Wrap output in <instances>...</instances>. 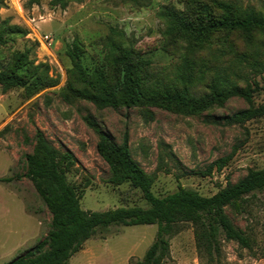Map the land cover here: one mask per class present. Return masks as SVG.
Here are the masks:
<instances>
[{"label":"rangeland","instance_id":"374dc122","mask_svg":"<svg viewBox=\"0 0 264 264\" xmlns=\"http://www.w3.org/2000/svg\"><path fill=\"white\" fill-rule=\"evenodd\" d=\"M217 1L264 12V0ZM201 2L211 5V0ZM164 9L185 10L187 1L0 0V71L47 76L49 82L32 85L30 93L0 86V178H8L0 182V264L37 252L51 228L52 213L26 176L24 156L36 151V129L60 158L70 160L66 179L87 211L147 207L139 189L112 181L96 149L99 131L117 144L127 135L130 157L157 197L178 185L210 196L237 182L249 168L264 166V34L258 29L217 32L200 49L173 44L163 35ZM14 27L17 31L11 32ZM111 40L148 61L149 84L182 89L186 82L178 73L188 56L191 73L203 76L185 85L195 98L206 99L218 74L235 87L197 113L154 105L97 106L76 91L90 89L85 74L94 68L109 81L115 77ZM248 108L263 111L241 123L227 119ZM219 159H225L221 169L215 165ZM224 210L233 226L251 236L250 249L220 234L217 253L199 252L194 226L185 222L169 238L165 264H264V190L249 198L247 211ZM156 229L155 224H119L97 231L69 264H135Z\"/></svg>","mask_w":264,"mask_h":264},{"label":"trees","instance_id":"16d2710c","mask_svg":"<svg viewBox=\"0 0 264 264\" xmlns=\"http://www.w3.org/2000/svg\"><path fill=\"white\" fill-rule=\"evenodd\" d=\"M187 9H164L163 35L169 43H185L200 49L211 43L217 32L250 31L258 29L264 34V12L241 9L232 2L211 0V5L201 0H186ZM17 28H12L15 32ZM109 45L116 53L112 57L116 68L115 77L109 81L104 72L94 68L86 73L89 90L76 93L97 106H164L179 112L197 113L205 109L212 100L231 91L229 78L218 74L212 80L206 99L195 98L186 83L203 79L202 74L194 76L192 60L185 56L178 78L186 82L182 89L174 86L160 87L147 81V60L136 57L132 50L122 49L112 40ZM25 58L24 53L19 59ZM35 87L49 85L47 76L35 77L18 74L15 71H0V86L3 90L23 87L27 93ZM235 89V88H234ZM262 108H248L234 113L227 119L241 123L262 113ZM96 149L107 163L114 183L128 182L140 190L147 207L138 205L119 206L104 211H87L81 208L75 188L66 179L70 165L67 157H59L40 129L35 131V152L25 154L26 176L35 185L38 195L51 211V228L44 240L38 243L37 252L19 255L3 264H69L70 257L78 251L83 242L97 231H106L113 225L155 224V237L141 259L135 264H165L170 257L169 238L185 222L194 226L195 245L199 252H218V236L236 241L250 249L252 238L244 230L232 225L224 208L235 213L247 211L248 201L256 192L264 190V166L249 168L237 182L219 189L210 196L178 185L177 189L163 197L155 196L145 173L130 157L127 135L117 144L99 131ZM65 161V162H64ZM225 159L215 161L221 169ZM8 178L1 177V181ZM44 245L47 248L42 250Z\"/></svg>","mask_w":264,"mask_h":264}]
</instances>
